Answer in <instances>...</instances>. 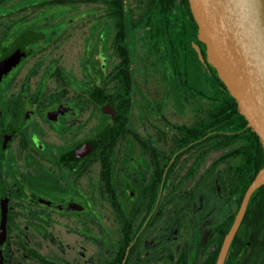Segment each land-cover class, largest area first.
I'll use <instances>...</instances> for the list:
<instances>
[{"label": "flooded vegetation", "instance_id": "obj_1", "mask_svg": "<svg viewBox=\"0 0 264 264\" xmlns=\"http://www.w3.org/2000/svg\"><path fill=\"white\" fill-rule=\"evenodd\" d=\"M2 64L0 264H74L58 236L83 229L91 239L93 222L107 246L85 264H210L221 224L201 229L199 214L191 223L179 192L194 180L190 197L204 181L219 187L220 102L230 92L189 1L0 0ZM176 199L185 225L173 251ZM211 203L206 217L218 212ZM152 229L169 242L158 257L145 252Z\"/></svg>", "mask_w": 264, "mask_h": 264}, {"label": "water", "instance_id": "obj_2", "mask_svg": "<svg viewBox=\"0 0 264 264\" xmlns=\"http://www.w3.org/2000/svg\"><path fill=\"white\" fill-rule=\"evenodd\" d=\"M208 61L264 144V0H188ZM16 51V50H15ZM14 51V52H15ZM15 53L7 63L14 62ZM0 65V71L4 68ZM264 185V166L247 187L215 264H224L250 199ZM4 218H2V222ZM1 230L0 250L4 236ZM1 254V252H0Z\"/></svg>", "mask_w": 264, "mask_h": 264}, {"label": "trees", "instance_id": "obj_3", "mask_svg": "<svg viewBox=\"0 0 264 264\" xmlns=\"http://www.w3.org/2000/svg\"><path fill=\"white\" fill-rule=\"evenodd\" d=\"M157 1L169 4L176 0ZM181 1L188 5V0ZM219 115V150L225 152L221 155L219 163L225 159L236 160L233 165L229 164L224 170H220L219 187L225 202L235 198L232 215L219 227L220 248L247 187L264 166V144L255 128L249 125L248 119L231 93L221 96ZM212 173L211 167L204 176L210 177ZM130 241L132 238L128 239V242ZM218 249L214 252L210 264L215 263ZM121 257L115 261L113 256L98 264H120ZM235 261H238V264H264V185L256 189L250 199L225 264H234Z\"/></svg>", "mask_w": 264, "mask_h": 264}, {"label": "rangeland", "instance_id": "obj_4", "mask_svg": "<svg viewBox=\"0 0 264 264\" xmlns=\"http://www.w3.org/2000/svg\"><path fill=\"white\" fill-rule=\"evenodd\" d=\"M223 153L225 152L220 151L219 157H221ZM234 163H236L235 159H225L219 163V169L222 170L228 164L233 165ZM194 181L191 183L188 182L187 185L179 192L184 201L187 202L186 214L188 215L189 221L194 219V215L199 214V219L202 220L203 223L201 229H215L217 224H222L223 222L227 221L232 215L234 211V207L232 205L233 201H230L229 203L225 202L220 188L216 187L215 184H213L211 181H204L205 185L200 187V189L196 192V195L190 197L189 194L193 189ZM211 201H214V206H217L218 212L215 213L214 217H212V213H209V216L206 217L207 211L211 210ZM178 203V199L173 201L171 213L170 242L173 251L177 250L180 247L181 227L185 225L184 219L181 217L183 211L179 210V207L177 205ZM92 205L96 206L97 203L92 202ZM97 206V210L102 211L101 215L105 224L111 225L108 221V218L106 217L107 215L105 214V208H101L99 204ZM161 221L162 222L160 225L163 226V219ZM92 225L93 227H95V229H90V233L92 236L91 239H86L82 236L83 229H63L65 233H60V236H58L59 255L65 257L66 259H69L74 264H85V262L87 261L95 263L96 261H98V259L104 255L107 243L105 242V240H103L104 237L102 235V229H100L99 225H97V223L95 222H93ZM74 231L76 232L73 233ZM206 238L207 232H204L202 234L203 241H205ZM45 243L49 245V248H51V239L45 240ZM145 243L146 256H148V251H153L155 249L157 255L156 257H158L160 255H163V250L169 242H167L164 229H152L151 231L147 232ZM236 263L237 262H235V264Z\"/></svg>", "mask_w": 264, "mask_h": 264}]
</instances>
